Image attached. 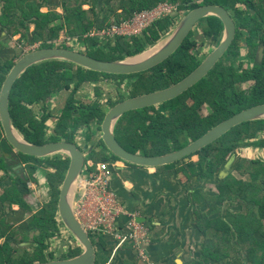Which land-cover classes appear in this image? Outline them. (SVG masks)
I'll return each mask as SVG.
<instances>
[{
  "label": "trees",
  "instance_id": "obj_1",
  "mask_svg": "<svg viewBox=\"0 0 264 264\" xmlns=\"http://www.w3.org/2000/svg\"><path fill=\"white\" fill-rule=\"evenodd\" d=\"M0 1L4 3L3 10L0 9L3 11V18L1 19L3 27L11 28L14 25L17 28V23L23 26L35 24L37 27L35 42L45 41L44 48H52L55 44H49V42L58 40L61 32L67 29L70 36L78 37L81 42L86 44L88 55L102 61H119L144 52L171 31L178 22L174 17L157 21L140 37L135 36L130 40L118 37L114 45L110 42L101 44L98 40L90 37L85 38L93 29L103 30L110 24L112 17L118 23L130 21L136 13L154 9L160 3L167 1L178 3L179 10L185 11V13L203 5L214 4L221 5L233 12L238 24L236 40L227 54L204 79L178 98L164 103L162 105L163 111H158L156 107L131 111L119 120L115 129L116 137L121 145L133 154H137L140 149H151L154 156L179 151L229 118L264 104V0H205L202 4L195 3L193 0H121L119 5L109 7V13L105 18H100L99 14L94 13L93 19L87 16L83 7H72L73 0H63L65 15L55 10L43 13L41 0ZM95 3L96 1L93 2V6ZM239 3L245 7H239ZM61 20L63 22L57 24ZM198 24L203 27L204 37L212 38L214 41H219L222 38L224 24L220 18L211 16ZM16 28L13 29L15 34L20 32ZM193 36L194 32H191L180 49L165 62L149 71L135 75H108L82 67H78L76 71L74 64L60 61L36 65L29 69L13 88L10 105L13 123L15 127L28 134H32L28 124H31L30 127L40 129L39 134H44L46 125L36 120L28 104L41 102L48 95L52 96L70 91L72 95L60 121L59 132L62 136H66L68 141L73 142L81 128L89 126L93 120H97L101 125L106 116V112L100 108L99 103L78 106L79 101L76 95L86 83L112 80L121 86L124 81L129 79L132 81L131 87L128 89L129 98L153 93L177 84L200 65L198 58L191 54L192 50L198 47L197 41L192 40ZM244 47H248L249 57L256 59L257 63L253 69H246L240 73V68L236 67V60L242 55ZM104 48H107V51ZM225 61H229L230 64L224 63ZM14 66V61L4 65L1 74V89ZM248 80L256 81L251 92L238 88L240 83ZM96 94L101 95L99 87L96 88ZM126 98L121 96L117 102L110 101L109 104L114 107ZM205 104L212 109V113L207 117H203L200 113ZM76 114L77 116H75ZM185 132L188 139L182 136ZM261 133H264V119L244 123L233 128L199 152L201 154L199 160V165L202 164L201 170H203L204 162L209 160L207 168L212 173L216 172L219 169L217 166H219L220 160L224 159V155L237 148L240 150L241 147L250 145L246 140L258 139ZM0 137H2L1 134ZM40 138V142L35 145L45 142L42 137ZM169 139H171V143L168 141ZM59 140L61 139L58 138L54 141ZM253 144L256 146L264 145V140ZM3 146L12 149L7 140L4 141ZM211 156L212 158H210ZM27 158L36 157L28 156ZM94 159L96 163L110 162L108 157L101 156V154ZM117 160L119 159L117 158ZM241 160L236 168L242 164L238 170L243 173L251 172L250 178L252 180L255 181L264 176V161H251L244 165L245 162L240 163ZM1 163L2 167H9L7 171L10 167H14V164L11 165L6 158H3ZM52 163L58 166L59 173L57 176L60 178L59 181L54 182L57 196H55L54 201L52 222L45 217L37 220L36 226L43 231V239L37 240L39 244L35 248L23 250L24 255L21 256L17 254L18 247L27 240L26 234L15 229L13 224H6L5 219L0 220V240H6L2 244L0 243V264H34L48 261L45 252L49 248V243L46 242L48 238L56 236L54 232L52 234L50 231H57L59 228L55 220L61 193L58 187L62 185V181L65 179L70 160H54ZM194 165L189 163L183 169L180 168L181 165L174 164L159 167V169L195 172ZM131 166L133 165L131 164ZM228 185L238 189L245 186L244 192L247 191V188L249 189L250 195L243 196L245 199L243 210L239 214L228 212L229 221L225 215L218 218L212 217L221 209L207 213L202 212L200 216H197L194 219L195 230L204 236L205 242L198 252L199 260L196 261L189 257L184 264H233L230 258L236 253L245 256L248 261L247 264H264V188L252 185L251 182L242 185L229 183ZM14 192L12 190L8 193V199H14ZM197 211L196 215L200 213V210L197 209ZM13 244H16V247ZM81 253L82 248L78 247L68 255L73 258ZM53 255L51 254V259L54 260ZM61 259H66V257ZM241 259L242 257L237 261ZM107 263L106 257L98 256L96 264Z\"/></svg>",
  "mask_w": 264,
  "mask_h": 264
},
{
  "label": "flooded vegetation",
  "instance_id": "obj_2",
  "mask_svg": "<svg viewBox=\"0 0 264 264\" xmlns=\"http://www.w3.org/2000/svg\"><path fill=\"white\" fill-rule=\"evenodd\" d=\"M60 1L63 3V0H60ZM60 1H59L58 6H63V4L61 5ZM94 1H96V3L93 6V9L99 3L97 2V0H93L91 2L92 5ZM120 1L121 0H119V2L118 1L114 2V4H112L111 6L119 5ZM204 1L205 0H197L194 2L198 4H202L204 3ZM1 3L3 5L2 6L0 5V9L3 10L4 3L3 2ZM238 6L242 8L245 7V6H240L239 4ZM46 7H49L50 11L54 9L52 5L46 6ZM229 12L233 16V12L231 11ZM108 13L105 16H107ZM2 18H3V11H0V26L3 29V25L1 22ZM16 25H17V28L13 25L11 28H9V30L11 31V36H10L11 41L15 43L17 49L19 50L18 51L19 56L17 58L18 60L27 53L44 48L43 46L45 45V41L35 42V35H36V29H37L35 24H27L26 26H23L21 24L18 25L17 23ZM14 28H16L17 31L19 30L20 32L15 34L16 32L13 31ZM51 42L52 41H50L49 44H51ZM83 45H85V43ZM74 50L79 51V49H74ZM81 52H84L87 54V47L85 51L81 50ZM247 55L249 56V50H248ZM198 60L200 61V64L204 61V60L201 61L200 59ZM237 61L238 60H236V67L240 68L239 69L240 73H242L246 69L248 70L253 69L257 63V60L253 59L252 65H250V67L244 68V62L243 61L237 62ZM14 62H17V61H14ZM224 63L230 64L229 61H225ZM241 65H243V67H241ZM250 84H251V87L245 88L246 85H250ZM255 85H256L255 80H248L246 82L240 83L238 85V88L246 92H251ZM67 92H70V91H64V92H61L60 94L65 95V93ZM79 92L77 93L76 97H79L78 96ZM60 94H55L52 96L48 95L41 102H35L32 104H28V107L34 113V117L36 118V120L39 123L46 125L44 134H39L38 131H40V129L30 127L31 124L30 125L28 124V128H30L32 134H28L18 127L16 128L18 129L20 134L24 137V139L32 144L39 143L41 140L40 137H42V139L45 142L42 141L43 144H40V145H47V144L56 143V142H67V143L78 145L80 149L83 151L84 155L87 158L88 169H86L85 174H83L80 179V183H79L80 189L78 191L77 199L75 201V206H74L75 210H76L79 197H81L85 189L86 175L88 173L91 174L94 171V169L97 167L98 162L96 163V160L94 159V157H99V154H101V156H106L110 159V164L112 165L115 171H121V169H127L128 167V168L141 169L142 171L146 172L147 177L150 179V184H152V187H154L152 190V192L154 193L153 202L156 201V197L158 200H161L160 206L159 207L156 206L154 208V211L156 212L155 214L144 217L143 210L140 211L141 215L147 219L146 223H141V222L140 223L143 226V228L147 230L148 232H150L149 231L150 227H151V230H153V232L155 233L156 231L157 232L160 231L161 228L163 229V226L167 225L166 226L167 231L165 232V234H168L170 236L173 230V228L170 229V227H172L173 225L175 207L176 205L183 207L182 200H186L188 202V205L194 208L193 221H190L188 223L189 226L187 230V235L197 240L202 238L204 239L203 242H205L204 236L202 234H198L197 231L195 230L194 219H196L197 216H200L202 212L207 213L209 211H214L216 209H221V211L218 212L217 214L214 213L215 215L212 217L218 218V217H222L223 215L227 217L228 212L232 214H239L241 213V211L243 210V206L245 205V199L243 196L250 195V193H248L249 192L248 188H247V191L244 192L245 186H243L241 189H238L235 187L231 188L228 185L229 183H234V184L236 183V184L242 185V184L251 182L252 185H256V186H260L261 188H264V176H262V178H259L255 181L252 180L250 178L251 172L243 173L240 170H238L242 164L238 165L239 167L236 168L234 174H230L229 177L228 176L225 178L222 177L220 182L215 181V179L217 178L216 176L219 174V171L221 170L222 166L227 162L228 157L232 155L233 153H235L236 151H238L239 150L238 148L224 155L223 157L224 159L220 160V164L219 166H217V168L219 167V169L214 173H212V171L207 168V162L209 160L204 162L203 170H201L200 167L202 164L199 165L201 154H199V152H201L202 150L195 154H192L190 157L186 159L184 158L181 161L174 163L175 165L181 164L182 166L180 168H183V169H185V167L189 163L195 164L194 165L195 172L193 171L185 172V170L183 172H177L176 170H171V169L163 171V170H160L158 167L149 168V167H140V166H135V165L131 166V164H128L127 162L116 157L106 148L105 144L101 140V137H102L101 125L102 124L100 125L97 120H93L89 126L81 128V130L78 131V134L76 135V138L74 139V141L70 142L67 140L66 136H62V134H60L59 132L60 121L64 115V110L69 101V98H67L63 109H60L59 112H56L55 111L56 107H54V100L57 99L58 98L57 95H60ZM127 98H129V94ZM95 103H99V102L95 101L92 104H87V103H82V104L93 105ZM78 106H81V104L78 103ZM159 106H162V105H159ZM159 106H157L156 109L158 111H163L164 108L159 107ZM205 107L211 111L208 114L210 115L212 113V109L207 104L203 105V107L200 110V113H202V110H204ZM110 108L112 107L110 106ZM75 116H77V114ZM207 116H203V117H207ZM0 134L2 135V137H0V175H1L0 176V205L5 203L4 207L8 209V212H6L8 216L4 217V219L6 220L5 223L6 224L11 223L13 224L15 229L23 231L26 234L25 236L27 237V240L24 241L23 244H30V246L35 248L39 244L37 240L40 238L43 239V231L36 226L37 220L39 218L45 217L49 219L50 222H52L51 219L53 216L54 201H55V196H57L56 186L54 182L60 180L59 176H57L59 173V168L58 166L54 165L52 161L54 160L61 161V159L63 161L70 160V166L65 174V179H66L68 171L71 167V158L68 154L63 153V154H58L56 156H50L47 158H37L36 157V158L28 159L27 158L28 156L26 157L25 154L15 151L14 148L12 149L7 148V147H5L6 149L4 148L3 144H4V141L7 139H6V134L4 132V127L2 125V122L0 125ZM182 136L184 138V135ZM115 137H116V134H115ZM58 138L61 140L54 141ZM263 140H264V133H261L258 139H255V138L247 139L246 142L250 143V145L246 147H241V149H244V150L252 149L254 151H257L259 149L264 150V145L256 146V144H253V143H258L259 141H263ZM119 144L121 145L120 142ZM137 154L140 156L154 157V155H152L151 149H140L137 152ZM195 156L198 157L197 161L193 160ZM3 158L8 159L11 165L14 164V167H10L8 171L7 169L9 167H2L1 161ZM117 158L119 160H117ZM210 158H212V156ZM257 160L264 161V158L247 159L243 157L240 163L245 162L244 165H247L246 162L257 161ZM11 173L12 175H10ZM176 174L179 176L177 177ZM65 179L64 181H62L63 182L62 185L58 187L60 192L62 190V186L65 182ZM162 183H163L164 189L161 188ZM212 184H214L213 186L216 189L214 190L215 192H213ZM208 185H211V188L209 191L206 190V186ZM144 188L145 186H143L142 188L143 189L142 193L148 194V191L151 190L150 188L148 190L147 189L144 190ZM12 190L15 191L14 192L15 195H14V199L10 200L8 199L7 195ZM60 196H61V193H60ZM200 197H202V199L198 201L199 200L198 198ZM218 198H220V200H218ZM58 207H59V203H58ZM197 209L200 210L199 211L200 213L199 214L197 213L196 215V212H198ZM237 209H239V212L236 211ZM58 210L59 209H57V212L55 215V220H56V223H58L59 228L57 231L56 230L50 231V233L52 234L55 233L56 236L47 239L46 243H49V248L45 252V254H47V258H51V254L54 253L56 255L55 259H61L62 257H64V255L69 254L73 249H77L79 247V246H75V247L73 246V244L75 243L77 245L76 241L74 243L69 244L70 245L69 248H68V245L64 244V242H67L68 238L72 237V235L70 234V232L68 231V228L64 225V223L60 221ZM125 212L126 214L124 216L128 217L129 220L127 224L129 225V223L133 219L129 216V214H127L128 212L126 211V209H125ZM141 215L137 216L135 221L139 222V219H142ZM227 221H229L228 217H227ZM129 230L130 229L127 226L126 231H123V232L126 233L127 235H130L131 232ZM179 234L181 236L182 232ZM90 236L96 248H97V245H101L102 247V252L99 251V249L97 248L98 256L103 255V252H107V251H111L113 252V254H115L120 248L121 242L116 238L114 234L109 235L110 236L108 237L110 239L109 241L103 240L102 242H98V241L96 242L95 241L96 236H93L92 234H90ZM146 243L148 245L151 244L150 235ZM56 244H58V246H55ZM110 245H113V247H110ZM126 245H128V243L121 245V247L126 246ZM59 246H63L65 248L61 250L63 252L58 256L59 252L57 253L56 250L60 249ZM133 251L137 252V256L135 257L136 259L133 260L132 262L125 260L124 264L125 263L143 264L145 261L144 259L140 257L139 251L136 249L135 250L133 249ZM236 255H238V253H236L234 256ZM189 257L191 256L188 255V257L185 259V262ZM108 263H109V260H108Z\"/></svg>",
  "mask_w": 264,
  "mask_h": 264
},
{
  "label": "water",
  "instance_id": "obj_3",
  "mask_svg": "<svg viewBox=\"0 0 264 264\" xmlns=\"http://www.w3.org/2000/svg\"><path fill=\"white\" fill-rule=\"evenodd\" d=\"M211 16L222 20L224 33L219 45L198 68L177 84L153 93L128 98L118 103L106 113L101 125V140L106 148L121 160L140 167L159 168L170 166L201 151L235 127L264 119V104L255 106L222 122L187 147L173 153L154 157L140 156L128 152L119 144L115 137L116 126L125 114L131 111L157 107L178 98L204 79L224 55L227 54L236 40L238 26L229 10L225 7L220 5H203L185 13L171 31L155 44L148 47L144 52L134 57H127L119 61H102L78 50L52 47L27 53L15 63L0 93V119L4 127L6 139L15 151L28 156L47 158L63 153L70 156L71 167L62 186L58 214L60 221L64 223L72 238L77 242V246L82 248V253L79 256L68 259H48L46 262H36L34 264H96L98 247L96 248L93 244L90 234L77 218L74 209L81 176L88 169L87 158L76 144L56 142L47 145H35L24 139L15 127L11 116V95L16 82L32 67L50 61L68 62L74 64L76 67L108 75H135L144 73L162 64L175 54L190 36L191 32H193L197 24ZM247 152L249 151L240 149L233 153L224 168L216 176L217 181L221 180L222 177L225 178L230 175L229 171L232 165L236 163L237 166L243 157L250 159ZM139 222L146 223L147 219L142 217V219H139ZM22 246L27 245L22 244ZM117 256L119 258V255ZM113 258L110 257V264H124L125 262L122 259Z\"/></svg>",
  "mask_w": 264,
  "mask_h": 264
},
{
  "label": "crops",
  "instance_id": "obj_4",
  "mask_svg": "<svg viewBox=\"0 0 264 264\" xmlns=\"http://www.w3.org/2000/svg\"><path fill=\"white\" fill-rule=\"evenodd\" d=\"M46 0H44L45 3ZM178 4V3H177ZM43 7V6H41ZM50 8L49 7H43L42 12L43 13H49ZM35 27V26H34ZM33 27V29H34ZM7 28V30H6ZM10 27H2L0 26V85H1V74L2 69L4 65L7 62L11 61H18L16 58H18L19 53L18 49L13 41H11V31L9 30ZM5 30V31H4ZM194 35L199 36L203 35V27L199 24L195 27L193 30ZM204 36V35H203ZM196 41V39H195ZM16 63V62H15ZM100 82H90L86 83L81 89L80 94L82 95L84 92H90L91 86L93 89L96 90V86H98ZM1 93V88H0ZM89 94V93H87ZM65 95H62V97H58L56 100L57 108L59 106V102L64 99ZM62 98V99H61ZM64 106L61 105V109H63ZM246 151V150H244ZM254 150H252L253 152ZM248 157H252V153L247 152ZM102 159V158H101ZM111 171H113L112 174V187L117 192L118 195H120V201L123 207L126 209L128 213H135L138 214L140 211L143 210L144 217L150 216L155 214L154 208L156 206H160L161 200H158L156 197V201H154V193L152 192L153 188L152 184H150V179L147 177L146 172L142 171L141 169L136 168H128L127 169H121V171H115L114 168H111ZM1 176V175H0ZM143 186H145V189H151L148 191V194L142 193ZM124 188V190H123ZM161 188L164 189L163 183L161 185ZM155 191V190H154ZM156 192V191H155ZM146 194V195H145ZM145 198V199H143ZM182 206L176 205L175 212H174V218H173V225L171 228L172 234L169 236L168 234H165L167 231L166 226H163V229L161 228L160 231H156L155 233L153 230H151L150 227V237H151V244L145 245L144 250L148 253L144 260L145 262L143 264H184L185 259L188 257L189 249L187 248L188 244V238L187 230H188V223L190 221H193V212L194 208L190 205H188V202L186 200H182ZM8 212V209L4 207L3 204L0 205V220L4 219V217L8 216L6 214ZM149 214V215H147ZM141 215V213L139 214ZM141 217H143L141 215ZM128 217L121 216L119 219V226H121L123 229L122 233L123 235H127L123 231H126V223L128 222ZM160 228V227H159ZM158 229V228H157ZM182 232V235L180 236L179 233ZM128 236V235H127ZM108 237H110L108 234L105 235H99L96 236V241L102 242L103 240H110ZM167 237V238H166ZM74 240V239H73ZM6 240H0V243H4ZM75 242V240H74ZM124 242L120 243L119 250L113 254L111 251L103 252V255L109 260L110 263V257L118 258L117 255H119L118 259L127 260L132 262L135 260L137 256V252L133 251L135 250L134 246H131L130 243L128 245L121 247ZM27 246H19V251L17 254L23 256V250L25 249H33L30 244H24ZM14 247H16V244H13ZM60 251L58 253V256L63 252V246H59ZM99 248V251L102 252L101 245H97ZM110 247H113V245H110ZM105 253V254H104ZM139 254V253H138ZM49 259V258H48ZM51 259V258H50ZM108 263V264H109Z\"/></svg>",
  "mask_w": 264,
  "mask_h": 264
},
{
  "label": "built area",
  "instance_id": "obj_5",
  "mask_svg": "<svg viewBox=\"0 0 264 264\" xmlns=\"http://www.w3.org/2000/svg\"><path fill=\"white\" fill-rule=\"evenodd\" d=\"M176 13H180L179 4L163 2L154 9L136 13L130 21L114 22L103 30H93L92 37L86 38H94L101 44L114 42L118 37L130 40L135 36L140 37L157 21L174 17ZM52 43L60 47L58 41H52ZM69 46L74 47L75 45L70 44ZM73 47L71 48L74 49ZM110 177L108 164L99 165L97 172L89 174L85 180V189L76 206V215L88 233L93 236L114 234L120 242L132 244L139 251L140 257L145 260L144 246L149 232L135 221V215H133V220L128 225L130 235L121 233L118 223L125 211L110 189Z\"/></svg>",
  "mask_w": 264,
  "mask_h": 264
},
{
  "label": "rangeland",
  "instance_id": "obj_6",
  "mask_svg": "<svg viewBox=\"0 0 264 264\" xmlns=\"http://www.w3.org/2000/svg\"><path fill=\"white\" fill-rule=\"evenodd\" d=\"M59 1L60 0H46V2L44 3V0H41V6L43 7H46V6H53V10H57L58 13H61L63 15L66 14V11L64 9L63 6H58L59 5ZM93 0H73V3L71 4L72 7H83V9L87 12V16L91 19H93V14L94 13H97L99 14V17L100 18H105L106 14L108 13L109 11V7L114 4V2H119V0H97L98 5L94 7V10H93V5L91 4ZM194 1H197V0H193ZM61 5H62V2L60 1ZM0 5L2 6L3 4L1 3L0 1ZM240 6H244L242 3H239ZM177 14V13H176ZM175 14V15H176ZM185 14V11H180L179 14H177L176 16L174 15V18L178 20L177 24L179 23V21L182 19V17L184 16ZM63 22V20H61ZM61 21H59L57 24H60ZM116 22L114 17H112L111 19V22L109 25H111L112 23ZM176 24V25H177ZM175 27V26H174ZM173 27V28H174ZM93 30H97V29H93ZM92 31H90L86 36H91L92 37ZM69 39H71L69 41ZM197 41L198 43V47L197 49H194L192 50L191 54L196 56L198 59H200L201 61L202 60H205L215 49L216 47L219 45L220 43V39L219 41H214L212 38H206L204 37L202 34L199 36L198 35H194L192 40H195ZM222 39V38H221ZM59 42V46L60 47H66V48H69V49H72L71 47L73 46H69L70 44H74L75 46L73 47L74 49H79V51H85L86 50V44H84V42H79V38L78 37H72L69 35L67 29H65L64 31L61 32V35H60V38L58 40H56ZM110 43H115L114 42H110ZM100 46H106V45H100ZM53 47H56V45H54ZM105 51H107V48H104ZM248 47H244L243 50H242V55L240 56V58L238 59V61H243L244 62V68H247V67H250V65H252L253 63V59L250 58L248 55ZM17 59V58H16ZM18 60V59H17ZM237 61V62H238ZM247 62V63H245ZM238 66V64H237ZM76 71L78 69V67H75ZM131 84H132V81H130L129 79H127L126 81H124V83L121 85V86H118L117 83H114L112 80H108V81H102L98 84V86L96 87H99L100 90H101V95L98 96L96 94V91L95 89H93V87L91 86V90L90 92H84L82 95L78 94L79 97H76L77 100L79 99L80 104L82 103H87V104H92L93 102L95 101H98L99 104H100V108H102V110H104V112H108L109 108H110V101L112 102H117V100L121 97V96H125V97H128V89L131 87ZM248 87H251V84L250 85H246L245 88H248ZM89 93V94H87ZM63 94H60V95H57L58 97H62ZM71 92H67L65 93V96H64V99L61 100L59 102V106L57 108V104H56V100H54V107H56V112H59L60 111V107L61 105L64 106L65 103H66V100L67 98H71ZM62 99V98H61ZM128 99V98H126ZM125 99V100H126ZM78 100V101H79ZM159 107H162V106H159ZM161 109V108H160ZM211 111L209 109H207L206 107L204 108V110H202V115L203 116H207ZM184 136L185 138L188 139V135L187 133L185 132L184 133ZM170 143H171V139L168 140ZM249 153H252V158L250 159H258V158H264V150H257V151H253L252 152V149H248ZM231 156V155H230ZM230 156L228 157L227 161H229L230 159ZM239 156V155H238ZM194 161H197L198 160V157L195 156L193 158ZM181 164H178V166H180ZM226 165V163L222 166V168H224V166ZM182 166V165H181ZM236 163L234 165H232L231 169H230V174H234L235 173V170H236ZM221 168V169H222ZM177 175V174H176ZM179 175H177L178 177ZM176 177V176H174ZM182 179V178H181ZM172 180V179H170ZM214 184H212V189H213V192H215L214 190H216L213 186ZM211 188V185H208L206 186V190H210ZM200 201L202 199V197L198 198ZM237 212H239V209L236 210ZM197 242H196V241ZM96 241V240H95ZM98 241V240H97ZM96 241V242H97ZM203 241L204 239H195V238H191L189 237L188 238V244H187V248L189 249V253L188 255L191 256L192 259L198 261L199 260V251L201 250L202 248V244H203ZM68 243V244H67ZM71 243H74V240L72 237H69L67 242H64L65 245H68V248H69V244ZM55 246H58V244H56ZM73 246H77L76 243L73 244ZM57 253L60 251V249H57L56 250ZM54 254V253H53ZM187 255V256H188ZM52 257H56V255L54 254ZM66 257V259L68 258H71L70 255H66L64 256ZM240 257H242V259L240 261H237V259H239ZM48 260V259H47ZM230 261L233 263V264H247V259L245 256L243 255H236V256H233L230 258Z\"/></svg>",
  "mask_w": 264,
  "mask_h": 264
},
{
  "label": "clouds",
  "instance_id": "obj_7",
  "mask_svg": "<svg viewBox=\"0 0 264 264\" xmlns=\"http://www.w3.org/2000/svg\"><path fill=\"white\" fill-rule=\"evenodd\" d=\"M64 48V47H63ZM69 49V48H68ZM101 164H108V166H109V172H110V189L112 190V192L116 195V197H117V199H118V202L121 204V201H120V195H118L117 194V192L113 189V187H112V181H113V178H112V174H111V172L113 173V171H111V168H113L112 167V165L110 164V162L108 163V162H104V163H98L97 164V167L94 169V171L93 172H97L98 171V167H99V165H101ZM130 164V163H129ZM136 166V165H135ZM89 176V173L86 175V178ZM86 178H85V180H86ZM80 189V188H79ZM77 199V198H76ZM121 206L123 207V205L121 204ZM124 208V207H123ZM124 211H125V208H124ZM75 214H76V210H75ZM125 214H126V212H125ZM125 214H123V215H125ZM127 214H129V216L133 219V215H135V219L137 218V216H139V214L137 213V212H135V213H127ZM123 215H121V216H123ZM77 216V215H76ZM120 216V217H121ZM78 218V217H77ZM79 219V218H78ZM120 219V218H119ZM137 222V221H136ZM137 223H139V224H141L140 222H137ZM128 226V224L126 223V226H125V228ZM118 228L120 229V231L122 232V230L121 229H123L121 226H119V223H118ZM130 231V230H129ZM90 234V233H89ZM149 235H150V232H149ZM129 236V235H128ZM149 238V237H148ZM147 244V243H146ZM145 244V245H146ZM131 246H133L132 244H131ZM50 259V258H49ZM52 260V259H51Z\"/></svg>",
  "mask_w": 264,
  "mask_h": 264
}]
</instances>
